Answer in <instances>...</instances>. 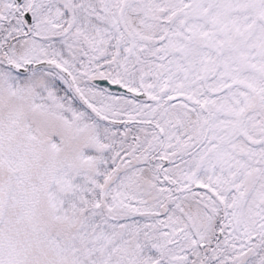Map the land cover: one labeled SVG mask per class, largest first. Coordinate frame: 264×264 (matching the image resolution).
<instances>
[{
	"label": "snow or ice",
	"instance_id": "snow-or-ice-1",
	"mask_svg": "<svg viewBox=\"0 0 264 264\" xmlns=\"http://www.w3.org/2000/svg\"><path fill=\"white\" fill-rule=\"evenodd\" d=\"M0 264H264V0H0Z\"/></svg>",
	"mask_w": 264,
	"mask_h": 264
}]
</instances>
